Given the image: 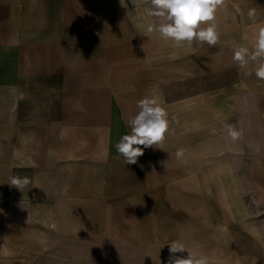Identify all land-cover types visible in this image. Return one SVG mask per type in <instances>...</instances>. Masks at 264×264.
Here are the masks:
<instances>
[{"label":"crops","instance_id":"crops-1","mask_svg":"<svg viewBox=\"0 0 264 264\" xmlns=\"http://www.w3.org/2000/svg\"><path fill=\"white\" fill-rule=\"evenodd\" d=\"M226 1L218 35L239 26ZM125 3L0 0L3 264H166L168 244L205 227L199 171L213 145L183 146L182 158L154 146L130 165L117 152L138 101L172 98L157 82L189 73V44L147 31L150 0ZM168 121L165 144L188 130ZM17 176L30 180L23 192Z\"/></svg>","mask_w":264,"mask_h":264},{"label":"rangeland","instance_id":"rangeland-1","mask_svg":"<svg viewBox=\"0 0 264 264\" xmlns=\"http://www.w3.org/2000/svg\"><path fill=\"white\" fill-rule=\"evenodd\" d=\"M226 4L237 17L236 32L221 33L215 46L189 44L188 76L157 82L158 96L172 90V98L158 97L160 106L170 107L174 123L188 124V130L171 132L160 146L168 153L187 145L191 149L204 144L208 150L214 146L199 171L205 227L189 230L182 241L188 252L207 256L209 264H264V79L256 76L264 64V53L258 54L256 48L264 28V0ZM252 9L256 15L249 18ZM239 48L247 50L244 64L234 60ZM230 128L241 134L236 140L229 135ZM197 159L187 160L190 173L197 169ZM0 247L5 249L3 243ZM188 252L175 256L187 258Z\"/></svg>","mask_w":264,"mask_h":264},{"label":"clouds","instance_id":"clouds-1","mask_svg":"<svg viewBox=\"0 0 264 264\" xmlns=\"http://www.w3.org/2000/svg\"><path fill=\"white\" fill-rule=\"evenodd\" d=\"M224 2L225 0H150L151 10L147 11V15L155 19V27L150 25L147 31L152 33L155 30L161 39L171 41L177 46L184 42L192 44L194 41L215 45L218 40L215 14ZM120 3L123 7L127 6L125 0H120ZM255 15V9L248 12L249 18H254ZM204 24L208 26L203 27ZM256 48L258 54L264 53V28L259 32ZM246 51L244 48L236 50L234 60L241 64L246 63ZM256 76L264 79V64L257 69ZM137 107L139 111L127 121L130 131L116 144L117 152L122 156L125 165L136 164L146 148L162 145L169 131L167 113L156 98L145 97L138 101ZM229 135L236 140L241 134L230 128ZM184 152L183 148L179 149L176 152L177 158H182ZM29 183L27 177L17 176L11 178L9 184L23 192ZM168 246V264H209L207 256L197 257L189 253L186 245L179 240ZM185 250L188 252L187 258L175 256Z\"/></svg>","mask_w":264,"mask_h":264}]
</instances>
